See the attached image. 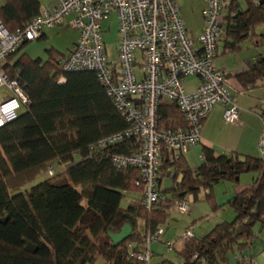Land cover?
I'll list each match as a JSON object with an SVG mask.
<instances>
[{
	"label": "trees",
	"instance_id": "obj_1",
	"mask_svg": "<svg viewBox=\"0 0 264 264\" xmlns=\"http://www.w3.org/2000/svg\"><path fill=\"white\" fill-rule=\"evenodd\" d=\"M245 2V9L239 11L232 0L222 25L219 40L222 36L225 41L232 39L227 43L231 50L237 39L264 22V0ZM40 12V0H5L0 6L1 21L9 31ZM18 50L4 60L5 70L12 75L18 69L29 104L0 127V264H95L99 258L106 264H145L128 256V245L133 243L135 253L144 249L146 235L163 226L175 200L185 201L187 194L203 189L206 202L216 211L213 184L238 182L244 172L253 173L251 183L227 201L233 219L215 224L204 235L182 236L179 261L163 258L156 264H231V255L247 249L259 232L264 233V160L260 155L216 154L202 146V163L191 170L183 153L163 149L158 174L163 199L146 209L139 169L118 168L112 160L139 150L140 142L126 138L98 146L129 123L96 73L61 71L57 62L66 54L52 49L47 50L46 60L16 57ZM262 76L264 65L237 77L243 86H252ZM60 77L64 80L59 81ZM157 115L159 129L186 127L175 102L161 101ZM53 164L60 167L58 172L22 190L37 176L46 175ZM171 171L180 177L173 175V184L163 189L160 180ZM125 223L130 224L131 234L113 246L108 232H118Z\"/></svg>",
	"mask_w": 264,
	"mask_h": 264
},
{
	"label": "built area",
	"instance_id": "obj_2",
	"mask_svg": "<svg viewBox=\"0 0 264 264\" xmlns=\"http://www.w3.org/2000/svg\"><path fill=\"white\" fill-rule=\"evenodd\" d=\"M203 27L196 39L188 33L177 0H59L51 11L42 10L21 27L9 31L0 18V86L10 94L0 99V127L15 119L29 104V96L19 79L18 69L9 75L1 63L22 45L38 39L42 30L63 24L78 31L76 42L57 62L63 72L91 70L107 96L124 115L129 126L104 138V147L134 138L139 150L129 155H115L118 168L139 169L143 184V204L150 209L163 198L158 184L159 160L163 149L186 153L200 139L201 127L215 105L222 107L225 122H238L239 107L227 87V75L216 64L218 40L225 12L232 0H203ZM111 12L117 18V44L114 60L105 49L101 21ZM196 76L198 83L190 92L184 80ZM64 79L60 77L59 81ZM161 101L175 102L186 127L177 130L158 128L157 109ZM264 121V114H261ZM258 151L264 160V130L258 140ZM49 174L53 169L49 168ZM171 209L187 214L186 201L175 200ZM163 227L146 235V247L128 256L150 264L151 244L159 242ZM192 233L186 230L183 237ZM167 250L171 249L166 242ZM236 259V258H235ZM237 264H253L236 259ZM204 261H201V264Z\"/></svg>",
	"mask_w": 264,
	"mask_h": 264
},
{
	"label": "crops",
	"instance_id": "obj_3",
	"mask_svg": "<svg viewBox=\"0 0 264 264\" xmlns=\"http://www.w3.org/2000/svg\"><path fill=\"white\" fill-rule=\"evenodd\" d=\"M236 1L238 5L237 6L238 10L239 11L240 9L244 10L246 7V2L245 3L243 2L245 0L243 2L242 0H236ZM58 3L59 0H40V10L51 11L57 6ZM225 13L227 14V11ZM262 23L264 22H258L247 32L246 35L237 39L236 44H234L236 45V47L232 50L228 49L227 47L228 45L227 43L231 42L232 39L225 41L222 36L218 42L215 64L219 69H221L227 75L228 81L226 87L228 91L235 96L239 107L238 122L235 123L225 122L222 118V107L219 105H215L213 107L211 112L208 114V116L204 119L202 123L199 142L195 146L190 148L186 153L183 154V159L191 170H195L202 163V159H203L202 146H208L212 148L216 154H229L230 152H237L241 155H250L254 157L259 156L257 145L262 130H264V121H262L261 119V110L264 109V76H262L257 81V83H255L252 86L251 85L243 86L242 83L238 80L237 76L238 74L244 73L248 70L264 65V50H262L264 49L262 48V46H264V26H261ZM62 26L68 28L64 24ZM56 27L59 26L43 29L41 36L35 40H40V39L47 40L49 38L48 36L51 34L52 29ZM202 27H203V22L201 23L200 29L197 32H193L192 30L188 31V29L187 28L186 29L190 34V36L196 39ZM222 33L223 34L225 33L224 29L222 30ZM105 35L106 34H104V37ZM77 37H78L77 30L72 31L71 34H69L67 41L68 47L66 51H60L59 49H56L52 45L48 49L57 51L59 55L61 54L65 55L68 53L70 47L75 43ZM33 41L23 45L18 50L16 57L24 55L30 59L40 58L42 60H46L48 58V53L46 52L44 53V57H42L41 55H35L36 53L34 50L36 49V47H33L34 46ZM105 49L107 52L106 41H105ZM108 52H110L109 49ZM1 66L5 69L6 67L5 61L1 63ZM198 81L199 80L196 76H189L185 78L183 84L184 90L186 92L192 91L195 85L198 83ZM173 175L177 179H179L180 177V173H175V171H171L168 177L161 178L160 185L163 189H167L173 184ZM247 186L248 185H245V187ZM245 187L238 189L237 191H234L233 194L239 192ZM200 194L201 192L199 189L197 191L187 194L185 197V201L188 203V207H189V211L185 216L188 218H193L191 219L192 223H194V219L197 218L195 217V213L198 212L196 211V207L198 206V204L195 203H197L196 201L199 199ZM187 197H189L188 200L186 199ZM191 202L192 203L195 202V203H193L192 206L190 207L189 204ZM172 210L173 209L168 208L169 218L171 217L170 212ZM212 215L213 213L207 215V219L210 218ZM217 220L218 221H216L215 224L221 222L219 219ZM191 225L187 227L185 231L190 230V232L191 231L193 232ZM143 227L144 225L140 223L139 228L141 231L144 229ZM164 234H165V230H163V234L161 235V239L159 243H162L164 245L165 250H167L165 245L166 242L171 244L170 250L174 249L175 246L171 240H166L165 242L162 241V236ZM258 234H260V232ZM179 240L180 241L178 242H180V247L178 251L182 248V244H183V240L182 239ZM252 243L247 249H244L242 251H237L239 256L234 253L233 258L248 259L253 264H257L255 262L254 256H252L251 253H247ZM236 261L237 260H235V262Z\"/></svg>",
	"mask_w": 264,
	"mask_h": 264
},
{
	"label": "rangeland",
	"instance_id": "obj_4",
	"mask_svg": "<svg viewBox=\"0 0 264 264\" xmlns=\"http://www.w3.org/2000/svg\"><path fill=\"white\" fill-rule=\"evenodd\" d=\"M244 0H242L243 2ZM5 0H0V6L4 4ZM245 3V1L243 2ZM178 4L181 8L182 17L184 19V23L188 31L192 30L193 32H197L200 29L201 23L203 22V16L201 13L202 7L204 6L203 0H178ZM264 26V23L261 24ZM101 28L104 32L105 41H106V48L107 52L108 49V56L112 57L111 59L114 60L115 58V46L117 44V18L114 12H111L109 16L101 21ZM75 29L66 28L64 26H59L52 29L51 34L48 36L47 40H34V46L36 47L35 55H41L44 57V53H47L48 48L54 46L56 49L60 51H66L68 44V37L72 31ZM50 33V32H49ZM30 43V42H29ZM264 48V46H262ZM264 50V49H262ZM109 57V58H110ZM10 92L5 86H0V98L6 97L9 95ZM54 172H58L60 167L53 164L50 166ZM49 168H47L46 175L42 174L37 176L33 181L27 184L22 190L30 188L31 186L35 185L36 183L42 181L47 175ZM253 173L251 172H244L239 175L238 182H231V181H219L213 184L211 194L215 198L216 202L219 204V208L216 211L211 210V207L205 200L204 190L200 189V196L199 199L196 201L198 206L196 207L197 213H195L196 219H194V223H192L193 218H188L185 215L177 211H171V217L167 218V220L163 224V230H165V234L162 236V241L171 240L174 243L175 248L172 250H165V247L162 243L154 242L151 244V251L153 253V257L151 258L150 264H156L161 259L167 258L172 261H179L177 258V251L180 247L181 237L187 227L191 225L193 235H204L209 232L215 225L217 219L222 221H231L234 217L233 211L231 207L228 205L227 200L233 195L234 191L245 187V185H249L252 181ZM132 197V195L127 196L126 199L122 200V205L127 203V199ZM187 200L189 197L186 198ZM192 202L189 204L190 207L193 204ZM213 215L207 219V215ZM213 223V224H212ZM259 236L254 239L251 247L247 251V253H251L254 256L255 262L257 264H264V233L258 234ZM236 255L239 256L238 252H235ZM230 263H235V258L231 255ZM95 264H106V262L99 258Z\"/></svg>",
	"mask_w": 264,
	"mask_h": 264
},
{
	"label": "water",
	"instance_id": "obj_5",
	"mask_svg": "<svg viewBox=\"0 0 264 264\" xmlns=\"http://www.w3.org/2000/svg\"><path fill=\"white\" fill-rule=\"evenodd\" d=\"M131 231L132 228L130 224L125 223L118 232H108L111 244L113 246L120 244L131 234Z\"/></svg>",
	"mask_w": 264,
	"mask_h": 264
}]
</instances>
